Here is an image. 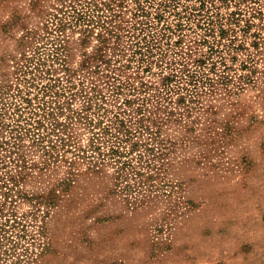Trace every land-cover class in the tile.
<instances>
[{"label": "rangeland", "instance_id": "1", "mask_svg": "<svg viewBox=\"0 0 264 264\" xmlns=\"http://www.w3.org/2000/svg\"><path fill=\"white\" fill-rule=\"evenodd\" d=\"M70 1L0 0V86L15 83L18 63ZM107 1L128 24L135 0ZM141 2L181 24L171 37L178 58L194 64L216 44L232 81L215 79L194 102L154 99L135 112L115 89L135 79L134 67L122 68L128 36L111 38L101 62L92 57L98 28L88 40L67 28V83L78 92L70 104L81 110L87 94L132 110L135 168L92 166L85 118L60 132L57 157L27 141L5 143L0 126V264H264V0ZM211 29L225 38L215 43Z\"/></svg>", "mask_w": 264, "mask_h": 264}, {"label": "trees", "instance_id": "2", "mask_svg": "<svg viewBox=\"0 0 264 264\" xmlns=\"http://www.w3.org/2000/svg\"><path fill=\"white\" fill-rule=\"evenodd\" d=\"M135 2L132 17L125 26L117 22L119 13L107 0L70 1L53 14L38 46L18 63L15 83L0 86V126L9 136L5 143L19 147L27 141L57 157L61 152L56 140H65L60 132L66 131L70 120L85 118L92 129L89 148L82 150L92 166L110 161L120 174L130 167L135 168L130 155L139 145V140L133 141L139 130L131 126L134 119L132 110L119 106L113 111L103 102L93 101L94 95L87 94H84L81 110H74L70 104L69 97L76 96L78 92L71 91V85L67 83L71 79L64 32L69 27L78 28L83 34L82 40H88L98 28L100 44L92 57L101 62H108L105 50L111 38L118 41L123 33L128 36V63H124L122 68L134 67L135 79H127L115 89L117 94H128L123 100L126 106L138 104L135 112L147 110L154 99L168 103H173L174 99L194 102L200 92L215 84V79L226 84L232 81L227 72L232 68L218 45L211 44V55L189 64L177 57L179 53L174 44L178 41L171 40L181 24L174 27L164 12L158 11L152 16L141 0ZM225 36L223 29L220 38L214 36L215 43H220ZM213 54L217 59H212ZM212 73L216 77L211 76ZM148 76L153 78L145 79ZM97 97L106 99L104 95ZM66 108L70 112L65 113Z\"/></svg>", "mask_w": 264, "mask_h": 264}]
</instances>
